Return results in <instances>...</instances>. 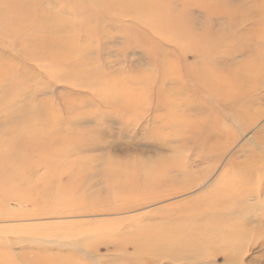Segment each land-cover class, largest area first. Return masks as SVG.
<instances>
[{"label": "rangeland", "instance_id": "1", "mask_svg": "<svg viewBox=\"0 0 264 264\" xmlns=\"http://www.w3.org/2000/svg\"><path fill=\"white\" fill-rule=\"evenodd\" d=\"M243 1L0 0V264H144L125 236L237 167L242 242L145 264H264V0ZM164 158L196 185L164 197Z\"/></svg>", "mask_w": 264, "mask_h": 264}, {"label": "bare ground", "instance_id": "2", "mask_svg": "<svg viewBox=\"0 0 264 264\" xmlns=\"http://www.w3.org/2000/svg\"><path fill=\"white\" fill-rule=\"evenodd\" d=\"M242 6H245L243 0ZM247 8H250V6ZM57 55L61 59L73 57L70 52L62 49L58 50V48ZM23 105L26 106L25 103ZM4 124L7 125L8 121ZM1 126L3 124L0 123ZM164 160L165 168L155 172L159 178L158 180L163 181L164 188L161 191H164V197L177 195L192 189L196 185L195 182H191L185 177L178 178V175L175 174L174 167L176 166L173 165V162L165 158ZM144 165L143 161L139 162L132 171L134 175H137L131 178L134 179L133 184L135 187L140 186L141 173L145 171ZM243 172L242 167H237L236 172L232 174L233 176H229V172L228 175L227 173L223 174L216 180L214 185L224 184V186L216 188L214 194L211 190L215 186L211 185L210 189L203 191L201 194L186 198L173 207L166 208L164 212L162 211L163 214L159 215L157 222L138 227L133 234L125 236L132 247V255L137 253V255L146 257V261L141 263L160 258H168L174 261L188 260L202 258L204 256L201 253L203 247L214 250L218 244L219 246L216 247L228 250L230 247L242 242V237L247 235L244 232L247 227L245 228L246 221L244 219L239 220L237 218L236 212L239 211V208L237 209L236 206L242 205L244 198L251 195V191L245 187L248 185L246 182L251 180V175H243ZM145 173L148 172L145 171ZM148 179L147 176L143 177V183L146 184ZM158 188L143 193H156L160 191L157 190ZM156 214L158 215V213ZM230 219L233 221L230 222ZM256 227H258V224ZM254 232L258 237L264 236V231L262 233L261 229L256 228ZM154 252L157 254L154 255ZM153 256L157 257L154 258Z\"/></svg>", "mask_w": 264, "mask_h": 264}]
</instances>
